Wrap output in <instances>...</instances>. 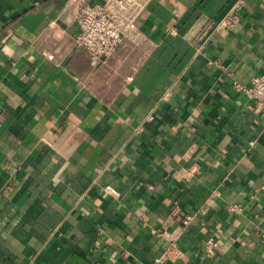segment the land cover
I'll return each instance as SVG.
<instances>
[{
	"label": "crops",
	"instance_id": "1",
	"mask_svg": "<svg viewBox=\"0 0 264 264\" xmlns=\"http://www.w3.org/2000/svg\"><path fill=\"white\" fill-rule=\"evenodd\" d=\"M233 2L153 0L92 63L68 0H0V264H264V111L235 88L264 2L213 34Z\"/></svg>",
	"mask_w": 264,
	"mask_h": 264
},
{
	"label": "built area",
	"instance_id": "2",
	"mask_svg": "<svg viewBox=\"0 0 264 264\" xmlns=\"http://www.w3.org/2000/svg\"><path fill=\"white\" fill-rule=\"evenodd\" d=\"M153 0H68L73 8L71 24L74 30V43L78 50L84 51L92 63L112 56L129 39L132 44L141 41V32L138 24L146 12L148 5ZM264 2V0H259ZM245 6V0H234L223 15L211 24L212 33L223 35L240 28L241 11ZM237 91L243 93L251 100L257 111H264V71L253 77L249 86L235 82ZM252 145L253 142H250ZM105 194L113 198H119L120 192L111 185L103 188ZM231 211L240 210L233 205ZM173 212L171 217L178 219L180 224L188 226L193 219L192 214H177ZM205 250L208 254L218 246L214 236L205 241ZM165 256L157 262L163 263Z\"/></svg>",
	"mask_w": 264,
	"mask_h": 264
}]
</instances>
